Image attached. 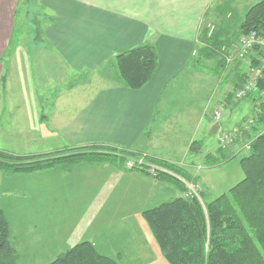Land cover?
Here are the masks:
<instances>
[{
    "label": "crops",
    "instance_id": "crops-1",
    "mask_svg": "<svg viewBox=\"0 0 264 264\" xmlns=\"http://www.w3.org/2000/svg\"><path fill=\"white\" fill-rule=\"evenodd\" d=\"M258 1L35 0V10L43 18L38 23L39 34L34 37L32 34L29 42H22L20 27L24 21H18L21 0H0V150L17 155H41L73 147L104 145L175 164L185 162L187 156L193 155L190 147L198 142L196 135L201 130L205 134L206 123L214 125L210 117L202 118L203 109L208 105V97L197 98L201 97L198 94L202 90L194 92V100L186 105L182 103L178 107L176 99L180 97L183 81L198 76L192 72H200L191 61L201 30L209 24L221 27L225 21L238 18L240 13L244 15ZM30 15L26 10L25 24ZM147 43L157 51V72L143 88H126L119 81L113 60ZM211 76L204 73L200 81L217 79ZM13 77L21 89L3 88V80L7 84ZM37 80L41 81L39 85ZM18 94L20 101L13 100ZM224 99L218 102L223 114L220 129L223 124L234 126L235 122L231 121L237 112L242 113L241 103L248 105L250 118L254 115L255 102L251 98L237 104ZM214 136H203L200 152L194 154L196 157L223 155L219 145L209 153L204 149L206 141ZM35 144L49 148L37 152L33 148ZM243 147L238 144L234 150L239 152ZM124 170L107 163L94 166L78 163L69 171L54 169L42 175L7 177L0 171V189L3 192L8 189L9 193L11 188L17 189L19 181L29 180L37 185L39 179H36L43 178L39 199L49 218L50 230L41 240L32 229H24L30 220L19 218L10 223L15 233L11 232L12 243L21 263L51 262L84 241L91 242L101 254L113 257L98 247V237L109 227L104 211L113 208L110 204L116 195L128 192L130 186L123 182L130 175L153 181L164 194L173 192L171 198L176 197V190L152 177ZM4 182L10 184L5 186ZM122 199L121 196L119 201ZM80 227L83 232L75 235L73 228ZM103 235L106 242L122 239V235ZM103 247L116 253L123 251L114 244ZM118 255L124 264L125 256ZM154 260V264H166L156 254ZM154 260H145L144 264Z\"/></svg>",
    "mask_w": 264,
    "mask_h": 264
},
{
    "label": "trees",
    "instance_id": "trees-1",
    "mask_svg": "<svg viewBox=\"0 0 264 264\" xmlns=\"http://www.w3.org/2000/svg\"><path fill=\"white\" fill-rule=\"evenodd\" d=\"M213 32L204 27L191 64L199 71L221 79L224 63L216 57L222 47H230L239 39L256 32L264 35V0L253 4L242 18H231ZM251 55V67L260 66L258 56ZM212 62V64H210ZM120 83L129 89L146 86L158 68L155 47L143 44L113 60ZM248 73L239 61L233 73L222 82L232 84L225 101L231 102L234 93L246 82ZM264 82V68L261 79ZM256 96V97H255ZM258 97V98H257ZM246 98L255 102L254 115L237 128V144L244 147L220 148L223 155L207 154L206 163L214 165L240 156L244 178L228 192L207 201L199 176L179 164L143 156L133 150L104 145L68 148L41 155H17L0 150V171L12 175H29L60 169L69 171L78 163L113 164L152 177L159 183L176 189L178 196L143 212L154 234L164 260L168 264H264V89L256 85ZM245 98V99H246ZM242 139L244 142H242ZM202 143L194 142L191 154L200 152ZM246 152V154H245ZM143 160V164L138 162ZM156 170L151 173L152 168ZM188 184L201 188L198 195ZM193 194V195H192ZM192 195V196H191ZM0 264H22L12 243L10 222L0 209ZM47 264H122L120 259L101 254L88 241L81 242Z\"/></svg>",
    "mask_w": 264,
    "mask_h": 264
},
{
    "label": "rangeland",
    "instance_id": "rangeland-1",
    "mask_svg": "<svg viewBox=\"0 0 264 264\" xmlns=\"http://www.w3.org/2000/svg\"><path fill=\"white\" fill-rule=\"evenodd\" d=\"M35 0H32L31 3L27 0H21L20 4V12H19V18L18 21H24L25 22V13L26 10L31 12V15L29 17V22L24 23L23 26L21 25L20 29V39L22 42H29V39L31 38L32 34L33 37L37 36L38 33V23H41V20L43 19L40 12L35 10V3H33ZM243 17V14H239V19ZM24 27V28H23ZM22 28L24 30H22ZM203 72L207 75V69L203 70ZM194 75L189 81L187 79V82L185 80L183 81V84L181 86V92L179 93L180 97H177L178 100V107L181 106L182 103L184 105L188 104L189 102L193 101V94L194 92H197L198 90H202L200 94L201 97H197L198 99H206L208 97V105L205 107V110L203 109L202 112V118L203 120L209 119V117H213V115L217 112L220 113V119L219 121H213L214 124L219 123L223 120V114L222 111L219 109V103L220 101L227 98L230 90L232 89V84L229 82H222L221 79H212L211 81H200L202 75L201 71L196 73L192 72ZM15 78L13 77V81L10 79V82L8 81L6 84V80H3L2 87L8 88L9 91H13L16 89H21L19 87V81H15ZM38 79L42 80V77L39 76ZM77 79L80 80L78 77ZM70 80L71 79H67ZM15 83V85H14ZM41 81L37 80V84L39 85ZM68 83V81H67ZM5 88V89H6ZM197 89V90H196ZM184 91V92H183ZM20 93V92H19ZM256 97V96H255ZM258 98V97H257ZM185 99V102L182 100ZM200 99V100H201ZM249 99V98H248ZM7 100V98H5ZM13 100H19V94L18 96ZM251 100H253L251 98ZM233 103H238L241 101H234ZM241 111L237 112L235 117L233 118L231 122H235L233 127H227L223 124V129H220L219 133L215 135L213 138H209L210 140L206 141L205 150L209 151L214 150L220 146L222 147L220 143V137L221 135L225 134H234L236 129L238 127H241V124L245 122L246 120L250 119V111L248 110V105H244V103H241ZM237 122V123H236ZM233 124V123H232ZM211 123H206L204 132L206 135H209V132L211 130ZM202 131V130H201ZM196 135L195 138L196 141L200 142L201 139H203V136H206L203 131ZM204 134V135H203ZM218 140V143H217ZM242 142L243 139H242ZM41 144H44L45 141L39 142ZM237 138H235L233 145L225 146L227 149H236L237 146ZM34 151L42 152V150H46L49 147H46L45 145L35 144L33 145ZM225 149V148H224ZM26 150V149H23ZM28 152V151H25ZM24 154H30V153H24ZM246 154V152H245ZM218 163L211 165L210 163H206L205 161V155L204 156H198L195 155H189L187 156V159L185 162L179 164L182 167H185L189 171H191L194 175L195 172H199L198 176L200 178V182L203 185L204 189V196L207 201L213 200L220 196L223 193L228 192L232 187L237 185L243 178H244V171L240 164V156L236 158H232L230 160H225L224 158H218ZM132 161V160H131ZM91 164V163H90ZM106 164V163H105ZM95 165V164H91ZM98 165V164H97ZM109 166H114L112 164H107ZM197 167H203L202 169L197 170ZM52 171V170H50ZM50 171H44L42 173H48ZM124 171H132L129 170L128 167ZM2 172V171H1ZM5 175L13 176L12 174H6ZM40 175V174H38ZM21 177V176H17ZM26 177V176H22ZM40 177V176H39ZM130 179L125 180L123 183L126 186H130V189L127 193H123V195H116L114 199L111 201L112 203L110 207H113L112 209H106L104 211V219H106L108 230H105L101 233V235L98 237L97 245L100 249H102V252L113 256V258H118V254L124 255L123 263L124 264H144L145 260L149 261L150 259L154 260V256L156 254V257L162 256L161 250L156 242V239L154 237V234L152 233L151 228L149 227L146 219L144 218L143 212L149 208H153L155 206H158L161 204V202L169 201L174 197L171 198L173 192L165 193L162 191L159 185L155 184L153 181H147V180H140L137 176H129ZM134 177V178H132ZM23 179V178H20ZM25 179V178H24ZM39 179V180H38ZM43 178H37L39 184L35 185L34 183H31L29 180H23L19 181L17 183V189L11 188V193H9L8 189L4 191L3 188L0 189V209H3L5 212L9 222L11 224L15 223V221H18L19 218H25L30 220L27 225V228H24L26 230L32 229L35 233V237L38 239H43L42 236L46 235V231H49V224H48V216L46 212L43 210L42 204L40 202L39 196L41 195V184L43 183ZM156 181V180H155ZM10 184V182H4V185L7 186ZM191 192H194V194L198 195V191L201 190V188H195L194 185L188 184L187 185ZM176 190V189H174ZM193 195V194H192ZM191 195V196H192ZM122 196V200L119 201V199ZM176 196H178V191L176 192ZM101 202L99 201V206H101ZM123 206L122 210L120 209V206ZM109 207L108 203L106 205ZM99 209V207H98ZM97 209V210H98ZM99 218H101V213L99 215ZM13 227H11V232ZM74 234L78 235L79 233H82L83 230H81V227L78 229L73 228ZM110 234L115 237H119L122 235V239L119 242L115 243V239H112V241H108L104 238L103 234ZM13 234H15L13 232ZM25 235V234H24ZM26 236V235H25ZM107 244H114L115 247L123 249L122 252L116 253L113 250H110L109 247L106 249H103L104 245ZM99 249V250H100ZM157 250L158 252H155ZM101 251V250H100ZM160 253V255H159ZM150 254V257H149ZM152 255V257H151ZM154 255V256H153ZM40 260L35 261L32 264H47L50 261H41L42 263H38ZM164 263L168 264L166 260H164ZM127 262V263H125ZM155 260L153 261L154 264ZM149 264V263H146Z\"/></svg>",
    "mask_w": 264,
    "mask_h": 264
},
{
    "label": "built area",
    "instance_id": "built-area-1",
    "mask_svg": "<svg viewBox=\"0 0 264 264\" xmlns=\"http://www.w3.org/2000/svg\"><path fill=\"white\" fill-rule=\"evenodd\" d=\"M207 28L210 29L211 33L215 29L213 24H209ZM258 51L261 52V55L257 58L260 62V66L251 67L252 62L247 58L251 55H257L256 52ZM216 57L219 61L224 63L223 78L229 77L239 61L242 62V66L248 73V76L243 86L235 91L233 98L234 101H241L252 92L259 80L262 79L264 68V35L259 36L256 32L244 35L237 43L232 44L230 47H222V49L217 52ZM222 77L221 80H223ZM210 118L213 119V121H219L220 113L216 112L213 117ZM237 132L236 129L234 134L221 135V146L226 148L225 146L233 145L235 138H237ZM138 163L143 164V161H139ZM134 165L135 162H129L127 166L133 167ZM155 170L156 169L153 167L151 173H154Z\"/></svg>",
    "mask_w": 264,
    "mask_h": 264
},
{
    "label": "water",
    "instance_id": "water-1",
    "mask_svg": "<svg viewBox=\"0 0 264 264\" xmlns=\"http://www.w3.org/2000/svg\"><path fill=\"white\" fill-rule=\"evenodd\" d=\"M257 85H258V87H260L261 89H264V82H263L262 80H259V82H258ZM219 129H220V124H219V123H216V124H214V125L211 127V130H210L209 134H210L211 136L216 135V134L218 133Z\"/></svg>",
    "mask_w": 264,
    "mask_h": 264
}]
</instances>
